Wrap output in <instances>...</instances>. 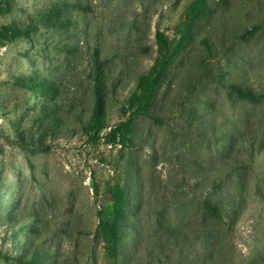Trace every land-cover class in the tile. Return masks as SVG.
<instances>
[{
  "label": "rangeland",
  "instance_id": "374dc122",
  "mask_svg": "<svg viewBox=\"0 0 264 264\" xmlns=\"http://www.w3.org/2000/svg\"><path fill=\"white\" fill-rule=\"evenodd\" d=\"M0 2V29L34 28L0 39V264H20L7 203L40 214L51 264H264V98L228 90L264 95V0H210L159 83L160 122L138 118L126 145L91 138L95 56L108 61L106 132L127 118V97L160 57L156 32L175 45L192 0ZM46 110L53 118L35 129ZM117 184L131 212L114 255L100 218Z\"/></svg>",
  "mask_w": 264,
  "mask_h": 264
},
{
  "label": "trees",
  "instance_id": "16d2710c",
  "mask_svg": "<svg viewBox=\"0 0 264 264\" xmlns=\"http://www.w3.org/2000/svg\"><path fill=\"white\" fill-rule=\"evenodd\" d=\"M7 6V4H5ZM3 3L0 2V9ZM71 7H76L71 4ZM211 11L210 0H192L185 12L186 21L180 28V40L172 45V41L161 33L156 32V40L159 45L160 57L155 65L146 73L139 75L134 90L127 97L123 110L127 118L120 121L114 126L109 127V130L104 132L108 126L104 112V94L106 91V59H101L97 53L94 60V69L91 73L92 85V109L90 123L91 138L97 142L105 139L110 145H126L131 141L130 135L133 132L135 122L138 118H152L154 122H160L159 119L151 114L153 103L157 93L159 83L161 82L165 69L168 66L172 55L177 46L181 42L188 39L189 33L196 21L204 17ZM261 26H253L251 30L246 31L243 39L252 38ZM34 30L32 26L25 28L15 27L13 25H5L0 29V39L3 42H11L17 38L29 37ZM27 85V86H26ZM26 87L35 86L36 91H30L34 94L39 92L43 95L52 92L53 88L49 85L25 83ZM229 94L235 95L238 99L258 103L263 98V94H258L249 88L241 87L236 84L228 85ZM53 110L37 111L34 117L36 124L35 129H40L39 124L45 117L53 118ZM48 122H45V125ZM45 125H42L45 129ZM47 126V125H46ZM108 200L105 204V211L101 212L100 222L103 225L107 237L110 242V250L116 255L120 246V227L125 219L130 214L129 192L126 184H117L108 189ZM202 211L209 217L219 219L220 208L208 199L202 201ZM7 212L9 211L8 227L12 230L8 239L15 243L16 249H19L14 257L19 260L20 264H51L54 261L51 253L45 248L47 240L43 238L42 232V217L35 210H25L16 207L14 204L7 203L5 205ZM14 228L16 230H14ZM131 236V234H128ZM21 250V251H20ZM113 255V256H114Z\"/></svg>",
  "mask_w": 264,
  "mask_h": 264
}]
</instances>
